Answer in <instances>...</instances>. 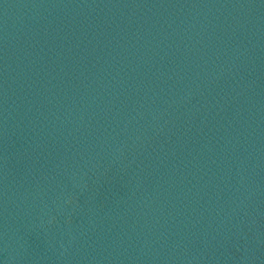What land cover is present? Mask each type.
I'll return each mask as SVG.
<instances>
[{"label":"water","instance_id":"obj_1","mask_svg":"<svg viewBox=\"0 0 264 264\" xmlns=\"http://www.w3.org/2000/svg\"><path fill=\"white\" fill-rule=\"evenodd\" d=\"M264 177V0H0V264H190Z\"/></svg>","mask_w":264,"mask_h":264}]
</instances>
